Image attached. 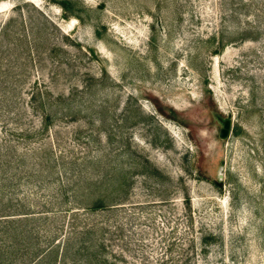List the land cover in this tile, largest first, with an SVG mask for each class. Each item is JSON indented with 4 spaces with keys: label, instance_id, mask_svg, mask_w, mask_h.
<instances>
[{
    "label": "rangeland",
    "instance_id": "1",
    "mask_svg": "<svg viewBox=\"0 0 264 264\" xmlns=\"http://www.w3.org/2000/svg\"><path fill=\"white\" fill-rule=\"evenodd\" d=\"M0 264H264V0H0Z\"/></svg>",
    "mask_w": 264,
    "mask_h": 264
},
{
    "label": "water",
    "instance_id": "2",
    "mask_svg": "<svg viewBox=\"0 0 264 264\" xmlns=\"http://www.w3.org/2000/svg\"><path fill=\"white\" fill-rule=\"evenodd\" d=\"M231 125V118L226 116L222 120V126L219 128V136L224 137L228 134Z\"/></svg>",
    "mask_w": 264,
    "mask_h": 264
}]
</instances>
